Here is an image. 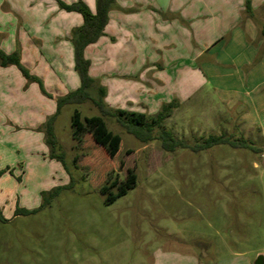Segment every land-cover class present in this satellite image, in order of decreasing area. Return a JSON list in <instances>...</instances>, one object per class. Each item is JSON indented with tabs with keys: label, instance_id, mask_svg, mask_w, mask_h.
<instances>
[{
	"label": "rangeland",
	"instance_id": "obj_1",
	"mask_svg": "<svg viewBox=\"0 0 264 264\" xmlns=\"http://www.w3.org/2000/svg\"><path fill=\"white\" fill-rule=\"evenodd\" d=\"M2 14L6 34L21 21L29 30L7 4ZM24 50L32 56L26 47L7 53H18L39 81L10 65L20 87L0 85V264H194L195 257L212 264L233 255L255 264L264 255L262 132L204 91L178 102L164 127L189 145L224 135L259 151L227 144L166 151L160 140L142 142L115 117H102L91 101L62 108L53 146L45 124L64 89ZM107 96L114 111L116 102L125 110L136 104ZM157 103L142 112L155 115Z\"/></svg>",
	"mask_w": 264,
	"mask_h": 264
},
{
	"label": "crops",
	"instance_id": "obj_2",
	"mask_svg": "<svg viewBox=\"0 0 264 264\" xmlns=\"http://www.w3.org/2000/svg\"><path fill=\"white\" fill-rule=\"evenodd\" d=\"M77 1L95 11L96 0H64ZM5 4L30 27L26 30L21 21L8 34L0 28L3 50L26 47L32 54L27 58L35 61L30 65L43 62L64 95L77 89L80 80L71 36L82 25V16L58 10L54 0H0V22ZM262 30L264 0H116L104 35L87 48L86 57L91 61V76L103 77L100 84L107 86L106 100H134L136 104L126 111L145 114L142 108L150 102H158L157 108L172 100L183 104L205 91L242 123L264 134ZM13 81L19 88L21 77L14 66H0V85ZM114 106L125 110L119 102ZM259 256L264 261V255ZM196 260L194 264H199ZM212 264L253 261L233 255Z\"/></svg>",
	"mask_w": 264,
	"mask_h": 264
},
{
	"label": "trees",
	"instance_id": "obj_3",
	"mask_svg": "<svg viewBox=\"0 0 264 264\" xmlns=\"http://www.w3.org/2000/svg\"><path fill=\"white\" fill-rule=\"evenodd\" d=\"M55 1L64 11L76 12L82 16V25L75 28L71 36V41L74 46V68L78 74L80 85L77 89L57 98L56 112L45 124V137L48 144L55 146L58 143L54 131V124L62 108L67 105H77L91 101L99 109L102 117H115L122 128L142 142L160 140L162 148L166 151H174L180 147L190 149L192 152H200L220 144H227L235 149L244 148L255 152L259 151L252 145V142L232 140L224 135H210L201 142L193 145L177 139L172 131L164 127V122L170 117L172 111L179 106L175 100L171 103L163 104L160 111L152 116L126 110L114 111L109 108L103 100L106 95V88L101 85L99 86L97 80L90 74L91 61L86 57V50L104 35V30L109 20V11L116 0H96L94 12L83 1L70 4L65 3L63 0ZM247 11L251 13L249 2H247ZM262 37H264V30H262ZM10 65L17 66L26 78L39 81L38 77L31 76L23 67L18 53H7L0 49V66L7 67ZM92 90L98 92V98L91 96ZM21 213L28 212L18 210L16 215Z\"/></svg>",
	"mask_w": 264,
	"mask_h": 264
},
{
	"label": "water",
	"instance_id": "obj_4",
	"mask_svg": "<svg viewBox=\"0 0 264 264\" xmlns=\"http://www.w3.org/2000/svg\"><path fill=\"white\" fill-rule=\"evenodd\" d=\"M256 264H264V261H263V256H259L257 261H256Z\"/></svg>",
	"mask_w": 264,
	"mask_h": 264
}]
</instances>
